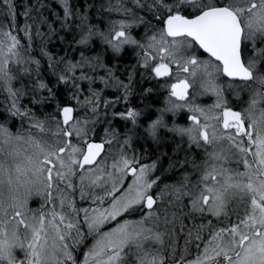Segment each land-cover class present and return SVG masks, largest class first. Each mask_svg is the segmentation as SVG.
<instances>
[{
    "label": "snow or ice",
    "instance_id": "6c2138e0",
    "mask_svg": "<svg viewBox=\"0 0 264 264\" xmlns=\"http://www.w3.org/2000/svg\"><path fill=\"white\" fill-rule=\"evenodd\" d=\"M0 264H264V0H0Z\"/></svg>",
    "mask_w": 264,
    "mask_h": 264
}]
</instances>
